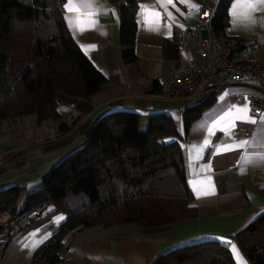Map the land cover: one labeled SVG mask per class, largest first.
<instances>
[{
  "label": "crops",
  "instance_id": "obj_1",
  "mask_svg": "<svg viewBox=\"0 0 264 264\" xmlns=\"http://www.w3.org/2000/svg\"><path fill=\"white\" fill-rule=\"evenodd\" d=\"M123 1L99 0L85 9L80 7L82 0H72V4L66 0V25L107 83L89 100L57 94L61 118L56 121L43 123L34 114L0 118V157L4 161L0 165V191L22 187L17 206L23 210L29 194L42 187L44 178L66 156L85 144L90 129L105 115L137 113L142 130L147 129L151 116L167 115L181 138L166 137L165 141H179L182 147L197 218L146 228L137 222L91 226L67 237L70 243L58 264H153L164 253L200 239L220 240L228 245L236 264H253L236 235L264 214V185L255 183L251 172L264 167V112L255 114L248 102L250 94L261 99L264 95L256 82L218 89L215 104L194 120L187 132L185 109L190 104L169 97L168 92L170 72L197 59L195 47L181 46L180 31L196 26L202 6L215 14L220 0H137V61L132 65L125 64L122 54L119 4ZM233 3L229 24L219 38L236 45L257 41L258 58L264 63V5L251 13L256 23L244 29L232 25ZM69 7L74 10L69 11ZM237 11L243 13L245 9ZM203 36L208 33L204 31ZM153 81L159 85L151 92ZM230 97L241 100L232 103ZM61 124L74 125L63 133ZM235 128L249 130L251 137L234 138ZM242 141L248 143L241 148ZM12 218L9 212H0V229ZM65 219L63 213H43L10 240L0 264H49L35 261V254L48 244Z\"/></svg>",
  "mask_w": 264,
  "mask_h": 264
},
{
  "label": "trees",
  "instance_id": "obj_2",
  "mask_svg": "<svg viewBox=\"0 0 264 264\" xmlns=\"http://www.w3.org/2000/svg\"><path fill=\"white\" fill-rule=\"evenodd\" d=\"M117 1V0H112ZM233 0H220L212 20L215 35L229 24ZM66 0H0V118L37 115L41 122L61 118L57 94L89 100L107 83L73 39L64 19ZM138 2L119 4L120 39L125 64L137 61ZM154 92L158 82L153 81ZM213 92L185 109L186 131L216 102ZM74 124H61L67 133ZM181 138L173 119L153 115L146 130L133 112H115L99 119L85 144L66 156L29 194L18 210L23 191L11 186L0 191V212L16 217L47 203L44 214L63 213L65 221L35 261L58 264L67 237L85 228L137 222L158 227L195 219ZM253 264H264V214L236 235ZM153 264H236L220 240H196L159 256Z\"/></svg>",
  "mask_w": 264,
  "mask_h": 264
},
{
  "label": "built area",
  "instance_id": "obj_3",
  "mask_svg": "<svg viewBox=\"0 0 264 264\" xmlns=\"http://www.w3.org/2000/svg\"><path fill=\"white\" fill-rule=\"evenodd\" d=\"M213 18L214 11L202 6L196 26L180 31L181 46L195 47L197 59H192L170 72L169 97L185 99L189 104H195L225 86L247 85L252 82L258 84V90L264 95V63L258 58V42L253 40L236 45L218 38L213 30ZM204 31L208 33L207 37L203 36ZM1 53L0 33V62ZM240 100L239 97H230L232 103H238ZM248 102L255 114L264 112L263 98L250 94ZM232 136L246 140L251 137V132L235 128L232 130ZM3 163L0 157V165ZM251 172L255 183L264 185V167L254 168ZM47 208V203H41L35 209L12 218L0 229V263L4 259L10 240L31 226Z\"/></svg>",
  "mask_w": 264,
  "mask_h": 264
},
{
  "label": "snow or ice",
  "instance_id": "obj_4",
  "mask_svg": "<svg viewBox=\"0 0 264 264\" xmlns=\"http://www.w3.org/2000/svg\"><path fill=\"white\" fill-rule=\"evenodd\" d=\"M99 3V0H82V3L80 7L85 9L92 8L93 3ZM172 0H168V3H171ZM69 4H72V0H68ZM258 5H264V0H234L233 7L230 9V16L233 17L232 19V25L234 28H244L248 29L251 27L252 24L256 23L255 18L251 15L252 12L259 11L257 6ZM238 8H243L245 11L243 13H240L237 11ZM69 11H73V7H69ZM94 14V13H93ZM76 23L78 24L79 21L77 20ZM94 23V21H93ZM261 26L264 27V22L261 23ZM242 111H247V109H241ZM251 123L255 124L256 121L252 120ZM248 141H242L239 145V147H243L246 145ZM229 149H231V145H227ZM249 161H246V163ZM207 195L208 193H204ZM214 194V193H212ZM60 219H63L61 217ZM233 250L235 251V245L232 246ZM238 254V253H237Z\"/></svg>",
  "mask_w": 264,
  "mask_h": 264
}]
</instances>
